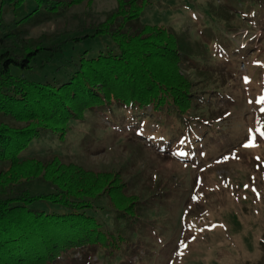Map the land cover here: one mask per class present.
Listing matches in <instances>:
<instances>
[{
    "label": "rangeland",
    "instance_id": "1",
    "mask_svg": "<svg viewBox=\"0 0 264 264\" xmlns=\"http://www.w3.org/2000/svg\"><path fill=\"white\" fill-rule=\"evenodd\" d=\"M139 1L140 24L185 36L192 46L194 56L186 60L192 69L185 74L199 91H204L199 86L203 79L211 80L205 90L216 92L207 93L198 111L210 125H200L202 142L191 158L177 156L172 147L180 132L172 128L177 124L158 125L154 116L138 117L114 107L84 111L81 119L68 123L62 138L50 132L33 138L18 156L20 172L56 158L86 171L117 174L126 183L124 196L138 202V222L132 226L115 212L106 194L87 200V214L106 230L126 235L129 246L116 259L108 260L95 249L73 252L55 264H264V137L255 132L258 127L264 130V113L259 111L264 105L256 103L264 95V0ZM13 4L0 0V37L8 35L0 54L43 49L32 57L28 70L11 67L14 76L63 84L81 57L116 50L108 36L74 40L92 34L116 10V0L83 1L25 22L21 20L36 3ZM52 45L60 51L44 50ZM227 47L238 56L219 58L220 49ZM0 121L22 126L8 118ZM249 129L257 146L245 149ZM8 167L0 164V172ZM20 188L31 194L55 190L41 177ZM32 208L61 210L43 203Z\"/></svg>",
    "mask_w": 264,
    "mask_h": 264
},
{
    "label": "trees",
    "instance_id": "2",
    "mask_svg": "<svg viewBox=\"0 0 264 264\" xmlns=\"http://www.w3.org/2000/svg\"><path fill=\"white\" fill-rule=\"evenodd\" d=\"M22 1L9 0L15 7ZM33 1L36 8L21 21L55 15L91 0ZM116 3V10L92 34L74 38L108 36L116 50L91 59L81 57L75 72L63 84L31 82L12 75L11 67L28 70L32 57L43 49L25 48L19 56L8 49L0 54V117L22 124L10 126L0 121V164L9 165L0 172V264H55L73 252L95 249L108 260L116 259L122 248L129 246L126 235L106 230L86 213L91 207L87 200L101 195L108 196L115 212L130 225L138 222V202L124 196L126 183L117 174L86 171L56 158L20 172L18 156L33 138L45 132L62 138L68 123L81 119L84 111L114 107L138 117L154 116L158 125L177 124L172 127L180 128L172 144L177 156L191 158L200 149L201 126L210 124L202 121L198 111L206 103L205 96L211 90L205 89L211 80L205 84L203 79L199 86L204 91H199L196 82L185 74L192 69L186 64L194 56L192 46L185 36L140 24L143 2ZM44 50L58 52L60 47L52 45ZM218 55L224 60L238 56L233 47L220 49ZM35 177L44 179L54 192L31 194L20 188ZM42 203L61 210L48 213L32 208Z\"/></svg>",
    "mask_w": 264,
    "mask_h": 264
},
{
    "label": "snow or ice",
    "instance_id": "3",
    "mask_svg": "<svg viewBox=\"0 0 264 264\" xmlns=\"http://www.w3.org/2000/svg\"><path fill=\"white\" fill-rule=\"evenodd\" d=\"M244 80H245V83L248 82V78L247 77H245ZM249 103H252V101H249ZM256 103L257 104L264 105V95H262L259 99H257ZM259 111L261 113H264V106H261L260 109H259ZM255 132L256 133H259L261 137H264V130H262L261 128H259V127L256 128L255 129ZM248 133H249V135H248L247 141L242 144V147L245 148V149L254 148V147L257 146V144H256L257 137L253 133V130L252 129H249L248 130ZM180 143H184V141L181 140ZM179 154L180 155H186V153H183V152H181ZM232 158H236L235 153L232 154ZM224 159L227 160V159H229V157L226 156V157H224ZM257 159H259V157H257ZM244 187L247 188L248 185H245ZM252 191L253 192H256V189L255 188H252ZM257 198H259V194H258ZM193 199H195V197H193ZM182 247L186 249L188 247V245L186 243H184L182 245ZM176 255H183V252L182 251H177L176 252Z\"/></svg>",
    "mask_w": 264,
    "mask_h": 264
}]
</instances>
